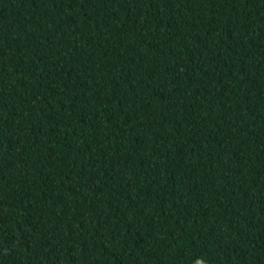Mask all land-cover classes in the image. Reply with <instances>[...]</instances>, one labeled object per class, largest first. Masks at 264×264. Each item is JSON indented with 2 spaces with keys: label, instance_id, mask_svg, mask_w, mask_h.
I'll list each match as a JSON object with an SVG mask.
<instances>
[{
  "label": "trees",
  "instance_id": "trees-1",
  "mask_svg": "<svg viewBox=\"0 0 264 264\" xmlns=\"http://www.w3.org/2000/svg\"><path fill=\"white\" fill-rule=\"evenodd\" d=\"M0 264H264V0H0Z\"/></svg>",
  "mask_w": 264,
  "mask_h": 264
}]
</instances>
